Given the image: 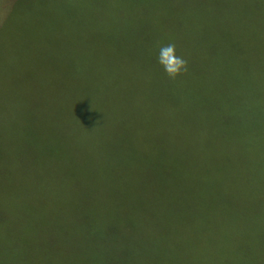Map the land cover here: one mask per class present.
<instances>
[{
    "label": "trees",
    "instance_id": "16d2710c",
    "mask_svg": "<svg viewBox=\"0 0 264 264\" xmlns=\"http://www.w3.org/2000/svg\"><path fill=\"white\" fill-rule=\"evenodd\" d=\"M263 11L72 34L40 51L22 76L37 91L23 126L0 130L7 221L71 264H264ZM168 44L188 63L175 80L158 60ZM193 97L181 237V112L194 115Z\"/></svg>",
    "mask_w": 264,
    "mask_h": 264
},
{
    "label": "rangeland",
    "instance_id": "374dc122",
    "mask_svg": "<svg viewBox=\"0 0 264 264\" xmlns=\"http://www.w3.org/2000/svg\"><path fill=\"white\" fill-rule=\"evenodd\" d=\"M257 7L264 9V0H0V100L8 98L13 106L10 111L4 103L0 105V130L9 122L22 127L24 101L37 95L36 89L22 88L23 72L37 71L39 52L63 49L72 34L154 32L165 21L180 17L181 27L194 25L197 17L221 18L228 23L233 15H244L245 10ZM257 15L264 16V11ZM194 26L193 31H184L191 34V40H195ZM190 45L181 42V49ZM54 57L52 53L50 63H55ZM193 106L194 115L192 107H188L190 114L181 112V237L185 222H189L187 187L190 166L196 158V151L192 155L190 150L195 139L192 144L193 139L185 132V124L196 116L194 97ZM141 141L144 146L149 142L147 138ZM7 209L0 208V264H71L68 255L41 253L39 241L23 235V225L7 221Z\"/></svg>",
    "mask_w": 264,
    "mask_h": 264
},
{
    "label": "clouds",
    "instance_id": "9594fccd",
    "mask_svg": "<svg viewBox=\"0 0 264 264\" xmlns=\"http://www.w3.org/2000/svg\"><path fill=\"white\" fill-rule=\"evenodd\" d=\"M158 60L170 79L175 80L188 70L187 61L176 54V46L174 44L162 46L159 50Z\"/></svg>",
    "mask_w": 264,
    "mask_h": 264
}]
</instances>
